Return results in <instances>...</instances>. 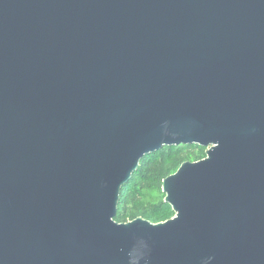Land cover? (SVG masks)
<instances>
[{"label":"water","instance_id":"95a60500","mask_svg":"<svg viewBox=\"0 0 264 264\" xmlns=\"http://www.w3.org/2000/svg\"><path fill=\"white\" fill-rule=\"evenodd\" d=\"M0 264H264V0H0Z\"/></svg>","mask_w":264,"mask_h":264},{"label":"trees","instance_id":"16d2710c","mask_svg":"<svg viewBox=\"0 0 264 264\" xmlns=\"http://www.w3.org/2000/svg\"><path fill=\"white\" fill-rule=\"evenodd\" d=\"M195 152L192 157L184 153ZM206 149L199 146L165 147L146 156L132 180L124 186L118 213V223H127L142 217L154 224L163 223L175 216L172 206L165 202L163 180L174 174L186 161H198L206 157Z\"/></svg>","mask_w":264,"mask_h":264},{"label":"rangeland","instance_id":"374dc122","mask_svg":"<svg viewBox=\"0 0 264 264\" xmlns=\"http://www.w3.org/2000/svg\"><path fill=\"white\" fill-rule=\"evenodd\" d=\"M187 154H191V156L192 157H195L196 156V154H195V152H191V153H184L182 156H181V158H184L185 156H187ZM199 161V160H198ZM186 162H191V161H186ZM195 162V161H194ZM185 163V162H184Z\"/></svg>","mask_w":264,"mask_h":264}]
</instances>
